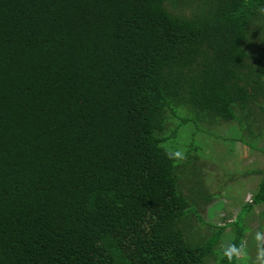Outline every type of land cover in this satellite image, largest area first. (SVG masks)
<instances>
[{"label": "trees", "instance_id": "trees-1", "mask_svg": "<svg viewBox=\"0 0 264 264\" xmlns=\"http://www.w3.org/2000/svg\"><path fill=\"white\" fill-rule=\"evenodd\" d=\"M258 111L264 0H0V264H204L229 224L239 244L235 218L188 238L175 138L224 120L264 153Z\"/></svg>", "mask_w": 264, "mask_h": 264}, {"label": "rangeland", "instance_id": "rangeland-1", "mask_svg": "<svg viewBox=\"0 0 264 264\" xmlns=\"http://www.w3.org/2000/svg\"><path fill=\"white\" fill-rule=\"evenodd\" d=\"M255 117L262 129L253 127L257 135L249 136L247 131L245 134L249 140L257 141L256 146L264 147V113L258 111ZM200 119L181 125L175 138L176 149H172L183 152L190 145L194 156L198 155L193 159L194 163L191 159L179 161L184 165L179 186L189 201L195 204L191 208L193 212L187 213H191L190 216L181 217L184 219V231L191 237L185 235L192 243L204 242L213 233L214 224L229 223L235 218L244 226L243 241L248 247V257L236 261V264H252L256 254L254 234L264 231V201L254 204L249 210L240 209L245 201L251 200L257 189L262 175L260 170L264 167V153L240 139L236 140L238 133L243 132L241 128L246 125L240 127L221 120L218 126L208 127V130L205 120ZM202 123L205 129L201 128ZM255 141L252 143L255 144ZM194 197L196 200H193ZM233 236L234 226L229 224L213 245L212 251L216 252L205 256L204 264H217V252L220 253L223 245L229 243Z\"/></svg>", "mask_w": 264, "mask_h": 264}, {"label": "clouds", "instance_id": "clouds-1", "mask_svg": "<svg viewBox=\"0 0 264 264\" xmlns=\"http://www.w3.org/2000/svg\"><path fill=\"white\" fill-rule=\"evenodd\" d=\"M175 159L182 160L186 157L182 152L175 153ZM256 243V254L252 264H264V231H256L254 234ZM222 256L232 264L233 261H241L248 257V247L246 241H241L239 244L229 242L222 247Z\"/></svg>", "mask_w": 264, "mask_h": 264}]
</instances>
